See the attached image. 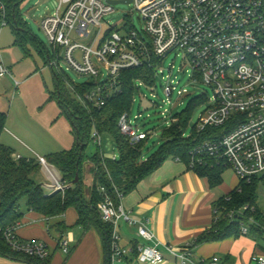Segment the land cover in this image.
I'll return each mask as SVG.
<instances>
[{
	"label": "built area",
	"instance_id": "1",
	"mask_svg": "<svg viewBox=\"0 0 264 264\" xmlns=\"http://www.w3.org/2000/svg\"><path fill=\"white\" fill-rule=\"evenodd\" d=\"M109 1L59 0L56 10L42 18L41 28L53 48L51 63L59 71H62L61 58H65L77 72L91 77L101 76L102 66L108 71L106 80L93 81L97 88L84 94L77 90L76 82L65 77L75 97L87 108H101L122 71L148 65L156 70V76L161 75L164 79L167 98L163 102L172 103L175 90L178 95H184L187 89H177L180 81L177 75L173 77V66L167 75L161 67L168 54L182 50L185 61L191 66L193 81L205 83L213 90L209 107L194 126L195 132L202 133L208 127H223L221 136L202 141L192 149L190 166L215 160L232 168L241 181L251 182L254 177H264V0H131L145 26L140 30L132 24H125L122 32L112 26L103 29L104 16L115 10L116 4ZM91 27L98 29L92 40L88 44L79 42L78 38L91 36ZM6 74H11L10 69L0 63V76ZM156 88L157 84L150 87L153 92ZM152 95L148 103L161 107L155 100L156 94ZM143 97L149 98L145 94ZM131 113L126 111L121 115L119 127L135 146L150 135V130H144V124L138 123L142 109L134 116ZM162 117L168 127L179 119L168 108L162 111ZM92 139L101 145L102 137L97 129H94ZM14 158L20 160L22 157L14 154ZM37 159L47 175L45 187L51 193L64 191L66 186L57 168L45 157L38 155ZM100 190L103 199L98 203V210L102 219L113 226L112 264L134 255V252L137 261L149 264L166 263L165 252L176 258L179 264L220 262L218 257L211 261L196 260L189 247L179 248L172 244L165 245L164 249L158 243L147 245L142 242L135 243L132 248L124 247L118 233L120 222L135 225L137 235L142 239L153 240L154 235L143 221L124 209L122 194H118L120 203L117 205L105 187L101 186ZM248 208L246 205L239 212L242 214ZM234 213L230 211L229 218ZM215 214L218 219L216 209ZM240 221L242 233L247 234V224ZM18 225L4 232L9 245L18 252L39 259L48 258L51 255L48 245L41 240L21 239L16 232ZM70 243L71 239L64 236L58 247L68 254ZM252 261L264 264V255H253Z\"/></svg>",
	"mask_w": 264,
	"mask_h": 264
},
{
	"label": "trees",
	"instance_id": "2",
	"mask_svg": "<svg viewBox=\"0 0 264 264\" xmlns=\"http://www.w3.org/2000/svg\"><path fill=\"white\" fill-rule=\"evenodd\" d=\"M23 1L0 0V13L4 25L9 26L15 36V44L29 53L30 45L37 47L39 45L37 38L30 32L22 16L20 5ZM1 27L2 24H0ZM55 74L56 86L52 96L57 99L62 114L69 119L75 141L72 148L51 153L45 158L60 172L66 188L64 191L47 192L35 178L36 172L41 167L38 159L16 160L13 149L0 141V255L29 264H52V255L46 259H39L15 251L5 240V230L20 223L24 216L20 206L23 199H26L28 210L37 212L46 218L61 216L70 208L76 209L77 224L85 229L95 228L100 233L105 246L104 264H112L113 226L102 219L97 207L103 199L101 186L105 187L106 192L118 205L120 203L118 194L124 196L134 189L140 180L153 173L168 159L184 162L198 175L207 178L212 188L218 187L223 182V174L228 166L222 162L217 163L215 160H210L205 164L197 163L194 167L190 166L192 149L202 141L221 136L223 127H208L202 133H196L193 128L190 136L186 137L183 134L188 127L190 112L176 113L178 121L170 127L165 126L160 148L148 157L143 156V149L150 135L134 146L121 133L119 119L124 112L132 111L134 95L142 90L143 85L150 88L157 84L154 68L145 65L122 71L106 104L101 108L94 106L87 108L75 95L71 97L72 92L66 89L63 82L64 71L56 70ZM140 81L143 85L137 84ZM76 87L81 94H84L86 91L95 90L97 85L93 81H88L77 84ZM105 91L107 92L108 88ZM5 125L6 114L0 113V138ZM94 129H97L101 136L106 133L113 137L119 153L116 159L104 155L101 148L102 143L98 145L96 155L90 157L85 153V148L93 141ZM87 161L93 164L91 169L93 182L89 187H86L84 183V166ZM77 172L80 182L73 184ZM261 182H264V177H254L251 182L241 181L235 190L220 197L215 203L219 217L209 230L198 237V242L219 241L228 237L237 238L242 234L240 220H244L248 225L251 218L255 220L251 225V230L264 238V215L257 206L258 186ZM246 205L249 208L241 214L239 211ZM230 211L235 212L232 218L228 216ZM251 214L254 216L252 217ZM55 227L61 233L68 229L63 221L56 223L53 228Z\"/></svg>",
	"mask_w": 264,
	"mask_h": 264
},
{
	"label": "crops",
	"instance_id": "3",
	"mask_svg": "<svg viewBox=\"0 0 264 264\" xmlns=\"http://www.w3.org/2000/svg\"><path fill=\"white\" fill-rule=\"evenodd\" d=\"M47 57V65L52 70L56 86L55 72L58 69L51 63L52 58L48 53ZM24 59H32L35 67L28 65L24 68L20 62ZM0 63H4L11 71V74L0 77L10 78L16 89L11 92L9 104L7 101H0V113L6 114L1 143L13 149L15 155L27 159H37L38 155L46 157L51 153L72 148L75 141L72 125L62 114L57 99L52 96L55 87L50 89L44 78L39 79L42 72L32 50L25 52L15 44L13 32L1 28ZM34 88H37V93ZM4 93L8 94L7 91ZM7 106L8 110H4ZM92 166L89 161L85 163V185H91L93 182ZM240 182L237 175L231 181L223 177V182L212 188L207 178L198 175L184 162L177 159L166 160L157 170L140 180L122 199L124 209L146 224L154 235L153 240L139 237L135 225L120 222L118 233L121 244L132 248L137 242L147 245L158 243L162 249L165 245L172 244L179 248L189 247L192 257L196 260L211 261L218 257L219 263L224 264H256L252 257L264 255V238L259 237L248 225L249 232L242 233L237 238L228 237L211 242L197 240L216 220L215 203L220 197L235 190ZM43 187L51 193L45 184ZM77 219L78 213L74 208L55 218H46L28 210V213H24L16 232L23 240L45 242L49 249L51 244H55L54 250L50 249L52 264H104L105 246L100 233L95 228L85 229L78 225ZM61 221L68 226L63 233L57 227L53 228ZM51 233L57 237L54 238ZM64 236L71 239L69 256L66 260L60 257L54 261L55 252L57 249L61 250L58 247L59 240ZM165 257L167 262L163 264H179L176 258L166 252ZM117 262L149 264L137 261L133 254L121 261H115L114 264ZM0 264L29 263L0 255Z\"/></svg>",
	"mask_w": 264,
	"mask_h": 264
},
{
	"label": "rangeland",
	"instance_id": "4",
	"mask_svg": "<svg viewBox=\"0 0 264 264\" xmlns=\"http://www.w3.org/2000/svg\"><path fill=\"white\" fill-rule=\"evenodd\" d=\"M59 0H24L21 5V13L22 16L27 23L28 29L30 32L37 38V43L39 47L35 45H30V48L33 52V56L35 61L37 62V65L39 69L41 70L42 74L39 79L44 80L47 82L50 89H53L55 87L54 83V76L52 73V70L47 65L48 55H53V48L51 43L49 42L44 30L41 28V21L42 18L48 14L53 13L57 6H58ZM114 12L108 13L104 16V19L102 20L103 29H107L108 27L112 26L115 28L120 29L122 32V27L125 24H132L138 29H143L145 24L142 21L139 13L135 10V6L133 3H118L115 5ZM0 24H2L1 30L6 29V31H9L11 33V28L7 25H4L3 18L0 13ZM98 29L96 27H91L92 34L91 36L85 37V38H78V41L84 44H88L92 38L95 32ZM41 50L39 52V49ZM20 51V50H19ZM23 63V67L26 68L28 65L31 67H35V63L32 59H24L20 61ZM61 69L64 71L65 77L68 79L76 82L77 84H82L84 82H91L96 80L104 81L107 79L108 71L107 69L102 66V72L101 76L99 77H91L90 75L82 74L74 70L67 62V60L64 58H61ZM47 65V66H46ZM172 74L177 75V79L180 81V83L177 85V89L186 88L187 93L184 95H178L177 90L174 91L171 101L173 103H164L163 99H166L167 96L164 92L163 84L164 79L161 75L157 76V88L156 91H152V89L147 88L145 85L142 86V90L140 92H137L134 95V101L132 106V116L138 114L141 109L143 110L142 117L138 120V123L140 125L144 124V130L149 131L150 130V136L148 140L146 141L145 147L143 149V156L148 157L149 155L154 154L158 149L160 148V144L163 142L162 139V132L163 129L166 126V120L162 117V111L165 108H168L169 110L172 109L173 113H180L183 111L190 112V118L188 121V127L186 128V134H191L193 131L194 126L198 122L199 117L201 114L209 107L211 103V98L213 96V90L212 88L202 82L193 81L191 78L192 75V69L188 62L184 59V52L182 50H176L168 54L162 64L161 69H163V72L165 75L169 74V68L172 67ZM66 89L68 91L70 90L65 82L63 81ZM138 84V83H137ZM15 84L14 82L8 78V77H0V101L6 102L9 104L8 100H11V92L14 91ZM37 93V88L33 89ZM4 91H7L8 94H5ZM16 91V89H15ZM156 94L155 100L161 105L153 107L151 106V103H148L150 98H153L152 94ZM145 94L149 98H141ZM73 93H71V97H73ZM148 106V107H146ZM146 107V108H145ZM4 110H8V106L4 107ZM149 114V116H148ZM68 122V121H67ZM69 124V123H68ZM102 151L104 155L108 158H113L114 156H118V149L116 142L114 141L113 137L109 134H103L102 136ZM73 142V141H72ZM72 144V143H71ZM70 146V145H69ZM98 152V144L94 141H91L87 147L85 148V153L92 157L96 155ZM231 168H228L225 172L223 177L226 178V180L231 181L236 175L233 172ZM35 178L37 182L40 184H45L48 182L46 172L43 170L42 167L39 168V170L35 174ZM90 184V183H89ZM86 184V187H89L90 185ZM258 193L259 198L257 201L258 208L262 211L264 215V182H261L258 186ZM21 209L24 213H28V207L26 204V199H23L20 203ZM253 211V210H252ZM253 217L254 214H251ZM255 222L254 219H251L248 222V226L251 227ZM54 238L57 236L54 233H51ZM73 246V244H72ZM55 248V244L50 245V249L53 251ZM54 261L57 260V258H62V260H66L69 254L62 253L61 250L57 249L54 255ZM53 261V262H54ZM115 264H119L118 262Z\"/></svg>",
	"mask_w": 264,
	"mask_h": 264
},
{
	"label": "water",
	"instance_id": "5",
	"mask_svg": "<svg viewBox=\"0 0 264 264\" xmlns=\"http://www.w3.org/2000/svg\"><path fill=\"white\" fill-rule=\"evenodd\" d=\"M112 4H118V3H130L131 0H110L109 1ZM80 182V177H79V173L77 172L76 174V178L73 181V184H77Z\"/></svg>",
	"mask_w": 264,
	"mask_h": 264
}]
</instances>
